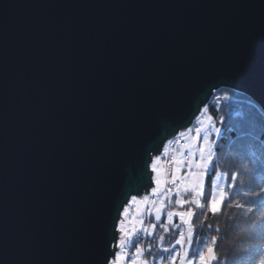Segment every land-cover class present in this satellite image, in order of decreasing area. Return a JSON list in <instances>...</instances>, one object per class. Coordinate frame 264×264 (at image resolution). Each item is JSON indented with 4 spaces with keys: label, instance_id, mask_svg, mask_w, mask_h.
<instances>
[{
    "label": "water",
    "instance_id": "obj_1",
    "mask_svg": "<svg viewBox=\"0 0 264 264\" xmlns=\"http://www.w3.org/2000/svg\"><path fill=\"white\" fill-rule=\"evenodd\" d=\"M261 5L0 0V264H90L210 89L264 114Z\"/></svg>",
    "mask_w": 264,
    "mask_h": 264
},
{
    "label": "snow or ice",
    "instance_id": "obj_2",
    "mask_svg": "<svg viewBox=\"0 0 264 264\" xmlns=\"http://www.w3.org/2000/svg\"><path fill=\"white\" fill-rule=\"evenodd\" d=\"M261 7L264 8V5ZM230 55L238 62L244 58L243 52L239 49L233 50ZM259 71L264 76V58L261 60ZM212 91L216 89L209 90L210 93ZM205 99L207 100V97ZM228 99L227 95L223 97L225 101ZM210 107V104L204 103V107L198 108L197 111L205 114ZM238 115L241 117L237 138L239 145L234 151L241 157L240 168L243 173H247L249 163H244V160L252 163L254 161L251 158L256 157L259 163L264 164V114L257 117L256 112L250 108L246 113H238ZM218 119L222 124L225 122L224 115H220ZM195 123V135L191 134L193 132L191 127L177 134L183 143L175 136L168 140L165 154L169 151L168 145L180 144L168 159L165 160L162 155H151L158 149L145 150L146 155L151 156L148 166L153 173L152 184L155 185L151 187V195L138 197L131 194L127 205L118 212V221L112 225L114 229L112 238H105L90 249V264H222L217 252L218 235H212L210 239H200L196 235L198 226L193 218L198 211L202 214L199 230L203 231L204 221L208 219L209 214L218 216L225 206L244 208V204L232 200L236 181L242 172H232L230 175L217 172L216 177L211 181L210 195H205L206 177L215 169L217 141L212 139V136L213 134L220 136L222 130L217 127L211 115H207L206 118L204 115L196 116ZM226 130L232 131L230 128ZM257 153H259L258 157ZM165 164L168 166L165 167ZM229 178L231 183L222 182ZM128 195L126 193L125 198ZM252 195L255 198L249 202L261 209L257 220L260 231L264 233V188ZM132 207H135L134 215L130 213ZM248 211L251 212L252 208H248ZM144 213L149 217L154 216L155 221L145 224ZM165 213L166 221L162 222L161 218ZM174 218L179 219L178 224L174 222ZM157 228L161 233L155 246L149 243L145 248L142 243L137 242L154 237ZM207 228L212 231L211 224H208ZM173 231H178L179 234L173 236L174 243H169L166 247L164 245L166 234ZM216 232L219 233V228ZM133 247L135 250L130 251ZM260 264H264V256H261Z\"/></svg>",
    "mask_w": 264,
    "mask_h": 264
},
{
    "label": "trees",
    "instance_id": "obj_3",
    "mask_svg": "<svg viewBox=\"0 0 264 264\" xmlns=\"http://www.w3.org/2000/svg\"><path fill=\"white\" fill-rule=\"evenodd\" d=\"M222 92H226L229 99L223 100L224 96L222 95L223 97L215 100V97ZM208 104L211 107L207 113L216 121L217 127L221 128L222 134L219 136L215 148V169L206 177L205 195H210L211 181L216 177L217 172L230 175L232 172L239 171L242 174L236 181L232 200L239 201L245 207L237 209L225 206L223 212L218 216L209 214L208 219L204 221L203 231L199 230L203 216L198 211L193 218L194 223L198 226L196 235L202 240L210 239L212 235H218L217 252L221 257L222 264H260V258L264 256V233L260 231L257 220L261 209L249 201L255 198L252 193L259 192L264 188V171H261L264 169V164L259 163L256 157L251 158L254 161L252 163L249 160H244V163H249V171L243 173L240 168L241 157L237 155L234 148L239 145L237 138L241 117L238 113H246L250 108L256 112L257 117L263 113L245 95L225 88L215 91ZM220 115L225 116L223 124L218 119ZM229 128L232 131L226 130ZM258 156L259 153H257ZM225 182L231 183L232 181L229 178ZM237 192L239 194H236ZM248 208H252V211L249 212ZM208 224L212 225V231L208 230ZM217 228H219V233L216 232ZM160 233L161 230L157 229L156 235L146 240L155 246ZM178 234V231L166 234L164 245L168 244V239L171 236H178Z\"/></svg>",
    "mask_w": 264,
    "mask_h": 264
},
{
    "label": "rangeland",
    "instance_id": "obj_4",
    "mask_svg": "<svg viewBox=\"0 0 264 264\" xmlns=\"http://www.w3.org/2000/svg\"><path fill=\"white\" fill-rule=\"evenodd\" d=\"M222 95L225 96L226 95V92L219 93L215 97V100L218 99V98H220V97H223ZM200 115H204V117L206 118V116L209 115V114L208 113H205V114H202L201 113ZM195 126H196V123L194 122V125L191 126V128H193V132L191 133L192 135H195V131H194ZM186 137H187V133H186ZM176 138H177V140H181V138L178 135L176 136ZM218 138H219V136H215V137H214V135L212 136V139H215L216 141L218 140ZM181 143H183V140H181ZM179 147H180V144L179 143L170 144V145H168V150L169 151H168L167 154H165V146H164L161 155L164 156V159L166 160ZM214 159H215V157H214ZM222 182H225V181H222ZM148 195H151V191H150V193ZM174 199L175 198L173 196V202H174ZM130 213H131V215H134L135 214V207H132L130 209ZM161 220H162V222L166 221V213L164 215H162ZM154 221H155L154 216L149 217L147 213H144V222H145V224H148L149 222H154ZM174 222L178 224L179 223V219L178 218H174ZM157 229H159V228H157ZM168 240L169 241H168V244L166 245V247L169 245V243H174L173 236H171ZM137 242L138 243H142L145 248H147L148 247V244L150 243L147 240H141V241H137ZM134 250H135L134 247L130 249V251H134Z\"/></svg>",
    "mask_w": 264,
    "mask_h": 264
},
{
    "label": "built area",
    "instance_id": "obj_5",
    "mask_svg": "<svg viewBox=\"0 0 264 264\" xmlns=\"http://www.w3.org/2000/svg\"><path fill=\"white\" fill-rule=\"evenodd\" d=\"M193 125H194V123H193ZM175 138H176V137H175ZM176 139H177V138H176ZM168 158H169V157H168ZM168 158H167V159H168ZM167 166H168V165H167V164H165V167H167Z\"/></svg>",
    "mask_w": 264,
    "mask_h": 264
},
{
    "label": "crops",
    "instance_id": "obj_6",
    "mask_svg": "<svg viewBox=\"0 0 264 264\" xmlns=\"http://www.w3.org/2000/svg\"><path fill=\"white\" fill-rule=\"evenodd\" d=\"M214 135V137L216 136L215 134H213ZM185 171H186V169H185Z\"/></svg>",
    "mask_w": 264,
    "mask_h": 264
}]
</instances>
